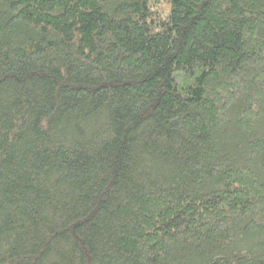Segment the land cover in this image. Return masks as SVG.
<instances>
[{"label": "trees", "instance_id": "trees-1", "mask_svg": "<svg viewBox=\"0 0 264 264\" xmlns=\"http://www.w3.org/2000/svg\"><path fill=\"white\" fill-rule=\"evenodd\" d=\"M0 264H264V0H0Z\"/></svg>", "mask_w": 264, "mask_h": 264}]
</instances>
